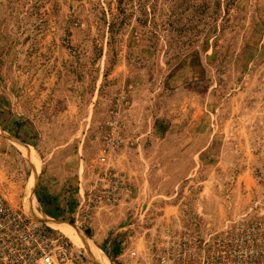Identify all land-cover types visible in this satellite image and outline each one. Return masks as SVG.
<instances>
[{"label": "rangeland", "instance_id": "obj_1", "mask_svg": "<svg viewBox=\"0 0 264 264\" xmlns=\"http://www.w3.org/2000/svg\"><path fill=\"white\" fill-rule=\"evenodd\" d=\"M0 187L88 264H264V0H0Z\"/></svg>", "mask_w": 264, "mask_h": 264}, {"label": "built area", "instance_id": "obj_2", "mask_svg": "<svg viewBox=\"0 0 264 264\" xmlns=\"http://www.w3.org/2000/svg\"><path fill=\"white\" fill-rule=\"evenodd\" d=\"M98 162L104 166L106 157L101 156ZM98 175L99 181L93 188L99 193L100 200L111 201L125 181L109 167H103ZM84 203L86 211L94 207L91 198ZM0 264L88 263L67 236L47 221L30 216L0 187Z\"/></svg>", "mask_w": 264, "mask_h": 264}, {"label": "bare ground", "instance_id": "obj_3", "mask_svg": "<svg viewBox=\"0 0 264 264\" xmlns=\"http://www.w3.org/2000/svg\"><path fill=\"white\" fill-rule=\"evenodd\" d=\"M36 212V211H35ZM31 216L33 215V214H31V213H29ZM35 214V213H34ZM36 216V215H35ZM41 217L42 218H44V216L43 215H41ZM46 219V218H45ZM47 220H49V221H53V220H51V219H48L47 218ZM49 221H47V222H49ZM52 225H55L56 223H54V222H50ZM58 227H60V226H58ZM64 230H65V232H66V234L74 241V242H76V243H78V244H81V246L82 247H84V248H86V249H89V247L87 246V245H85V244H82L80 241H79V239H78V237L75 235V233L72 231V230H69L68 228H66V227H62ZM108 260V259H107ZM106 261V260H105ZM104 261V259L102 258V257H99V263L100 264H104L103 262H105ZM107 264V263H106Z\"/></svg>", "mask_w": 264, "mask_h": 264}, {"label": "trees", "instance_id": "obj_4", "mask_svg": "<svg viewBox=\"0 0 264 264\" xmlns=\"http://www.w3.org/2000/svg\"><path fill=\"white\" fill-rule=\"evenodd\" d=\"M42 202H43L44 205H47V204L50 203V201L48 199H46V200L45 199H42Z\"/></svg>", "mask_w": 264, "mask_h": 264}]
</instances>
